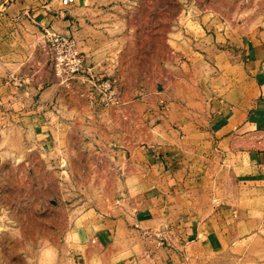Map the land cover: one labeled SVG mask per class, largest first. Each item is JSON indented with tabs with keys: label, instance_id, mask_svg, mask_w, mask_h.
Segmentation results:
<instances>
[{
	"label": "rangeland",
	"instance_id": "obj_1",
	"mask_svg": "<svg viewBox=\"0 0 264 264\" xmlns=\"http://www.w3.org/2000/svg\"><path fill=\"white\" fill-rule=\"evenodd\" d=\"M108 1V17L93 24L95 31L89 44L108 48L112 53L110 61L116 66L121 60L126 70L137 64L143 76L155 75L154 81L148 77L136 89L158 97L163 119L170 101L175 107L178 99L188 96L194 113L191 123L212 129L220 122L216 118L220 114L223 124L235 106L232 92L236 80L239 89L246 91L242 74L247 64H263L264 68V0ZM84 2L61 4L66 7L65 14L72 15L77 10L75 6ZM22 25L0 20L3 81L13 74L11 70L17 72L23 65L18 62L24 59L30 40L37 46L45 44L56 75L50 40L58 35L69 37L84 57L85 69L75 78L83 76L89 84V94L104 105L116 106L123 95L134 93L132 85L120 87L111 74L96 70L88 62L86 43L72 32L48 26L30 39L18 32ZM7 33L10 35L5 37ZM11 50L13 53H9ZM138 50L141 55L136 56ZM22 82L16 85L22 87ZM70 82L62 84L68 86ZM1 106L0 264H77L73 253L76 232L68 230V225L79 218L77 211L84 208L85 200L78 194L86 193V184L71 181L72 170L67 166L62 173L46 166L49 156L34 131L31 116L19 112L18 106ZM183 121L181 117L173 119V127L179 132ZM192 171L203 174L200 167ZM207 171L208 175L221 174L222 182L191 183L195 198L189 200L188 211L175 208L174 215L167 219L143 225L138 234H125L134 240L127 247V255H135L137 264H165V249L172 254L173 264H264V186L235 185L227 169L220 171L213 163ZM57 174H63V183L55 181ZM177 225L186 232H178Z\"/></svg>",
	"mask_w": 264,
	"mask_h": 264
},
{
	"label": "crops",
	"instance_id": "obj_2",
	"mask_svg": "<svg viewBox=\"0 0 264 264\" xmlns=\"http://www.w3.org/2000/svg\"><path fill=\"white\" fill-rule=\"evenodd\" d=\"M108 6V0H85L75 6V14L67 15L60 0L0 1V20L13 26L23 24L18 31L23 36L32 39L48 26L72 32L86 43L88 62L96 70L111 74L120 87H134V93L123 95L118 105H104L89 94L83 76L68 86L62 84L49 64L45 44L37 46L31 40L22 62L11 60L23 64L17 72L11 70L13 74L4 81L0 76V109L1 104H11L29 114L49 156L45 165L61 173L67 166L72 170L71 181L86 184V193L78 194L85 200L83 210L77 211L79 220L68 225V230L76 232L77 264H137L135 255H127L134 240L125 234H138L143 225L167 219L175 208L188 211L189 200L195 196L191 183L222 182L221 174L208 175L211 163L220 171L227 169L235 185L264 186L263 64H247L242 74L245 92L236 80L235 106L223 124L220 114H216L220 122L212 129L191 123L194 113L188 96L177 100L178 108L170 101L163 119L158 97L136 89L148 77L154 81L155 75L143 76L137 64L126 70L121 60L116 66L108 48L89 44L93 24L108 17ZM19 80L22 87L16 85ZM175 116L185 120L182 132L173 127ZM196 167L203 174L195 175ZM57 175L55 181L63 183V174ZM176 230L183 234L187 229L177 225ZM164 253L165 264H173L172 254L167 249Z\"/></svg>",
	"mask_w": 264,
	"mask_h": 264
},
{
	"label": "built area",
	"instance_id": "obj_3",
	"mask_svg": "<svg viewBox=\"0 0 264 264\" xmlns=\"http://www.w3.org/2000/svg\"><path fill=\"white\" fill-rule=\"evenodd\" d=\"M75 0H61L64 6L73 4ZM51 61L61 83L68 84L85 69L84 57L75 48L67 36H51Z\"/></svg>",
	"mask_w": 264,
	"mask_h": 264
}]
</instances>
